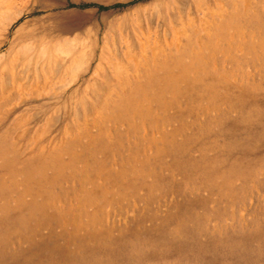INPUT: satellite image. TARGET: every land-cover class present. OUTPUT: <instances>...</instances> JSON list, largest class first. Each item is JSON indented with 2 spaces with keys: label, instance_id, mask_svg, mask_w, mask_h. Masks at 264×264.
<instances>
[{
  "label": "rangeland",
  "instance_id": "rangeland-1",
  "mask_svg": "<svg viewBox=\"0 0 264 264\" xmlns=\"http://www.w3.org/2000/svg\"><path fill=\"white\" fill-rule=\"evenodd\" d=\"M263 59L264 0H0V264H264Z\"/></svg>",
  "mask_w": 264,
  "mask_h": 264
},
{
  "label": "bare ground",
  "instance_id": "bare-ground-1",
  "mask_svg": "<svg viewBox=\"0 0 264 264\" xmlns=\"http://www.w3.org/2000/svg\"><path fill=\"white\" fill-rule=\"evenodd\" d=\"M4 5V4H3ZM5 12V11H4ZM12 23V21L10 22V24ZM8 24V23H7ZM225 25V24H224ZM225 27V26H224ZM192 31V30H191ZM199 31V30H198ZM201 31V30H200ZM220 33V32H219ZM208 34V33H207ZM222 34V33H221ZM190 39H192L191 37H190ZM191 42V41H190ZM199 43V42H198ZM193 44V43H192ZM195 44V43H194ZM187 46H189V45H187ZM194 46V45H193ZM127 47V46H126ZM144 47V46H143ZM201 47V46H200ZM185 48V47H184ZM187 48V47H186ZM124 49V48H123ZM254 51V50H253ZM129 52V51H128ZM202 52H203V49H202ZM132 53V52H131ZM184 56H185V54H184ZM191 56V55H190ZM201 56H203V55H201ZM209 56V55H208ZM146 57V56H145ZM154 57V56H153ZM192 57V56H191ZM196 57V56H195ZM187 58H188V56H187ZM134 59H136V58H134ZM133 59V60H134ZM184 59V58H183ZM199 59V58H198ZM201 59V58H200ZM202 59H203V57H202ZM196 60V59H195ZM205 60V59H204ZM264 60V59H263ZM155 61V60H154ZM183 61V60H182ZM201 61V60H200ZM170 62V61H169ZM206 62V61H205ZM246 62H247V60H246ZM137 63H138V60H137ZM175 63V62H174ZM181 63V62H180ZM179 63V64H180ZM191 63V62H190ZM201 63L203 64V62L201 61ZM153 64V63H152ZM196 64H197V62H196ZM162 65V64H161ZM169 65V64H168ZM182 65V64H181ZM191 65V64H190ZM170 66V65H169ZM169 66H168V68H169ZM175 66V65H174ZM209 66V65H208ZM127 67V66H126ZM138 67V66H137ZM167 67V66H166ZM242 67V66H241ZM163 68V67H162ZM205 68H207V67H205ZM115 69V68H114ZM158 69V68H157ZM160 69V68H159ZM166 69V68H165ZM165 69H163V70H165ZM189 69V68H188ZM126 70V69H125ZM175 70H176V68H175ZM127 71V70H126ZM202 71V70H201ZM159 72H160V70H159ZM163 72V71H162ZM179 72V71H178ZM196 72V71H195ZM207 72H209V71H207ZM175 73H177V72H175ZM202 73H203V71H202ZM231 73V72H230ZM154 74V73H153ZM156 74H157V72H156ZM172 74V73H171ZM220 74V73H219ZM120 75H122V74H120ZM161 75V74H160ZM197 75V74H196ZM134 76V75H133ZM178 76H181V75H178ZM177 76V77H178ZM191 76V75H190ZM205 76V75H204ZM151 77V76H150ZM175 77V76H174ZM229 77V76H228ZM187 78V77H186ZM198 78V77H197ZM109 79V78H108ZM135 79V78H134ZM142 79V78H141ZM153 79V78H152ZM166 79V78H165ZM178 79V78H177ZM183 79V78H182ZM219 79V78H218ZM229 79H231V78H229ZM167 81V80H166ZM170 81H171V79H170ZM226 81V80H225ZM236 81V80H235ZM174 82V81H173ZM172 82V83H173ZM143 83V82H142ZM163 84V83H162ZM228 84V83H227ZM233 85V84H232ZM159 86V85H158ZM172 87V86H171ZM236 87V86H235ZM206 89V88H205ZM244 89V88H243ZM136 90V89H135ZM240 90V89H239ZM137 91V90H136ZM153 91V90H152ZM177 91V90H176ZM249 91V90H248ZM180 92V91H179ZM243 92V91H242ZM228 93V92H227ZM219 94V93H218ZM222 94V93H221ZM231 94V93H230ZM229 94V95H230ZM118 95V94H117ZM147 95V94H146ZM220 95V94H219ZM111 96V95H110ZM143 96V95H142ZM145 96V95H144ZM156 96H157V94H156ZM218 96V95H217ZM227 96V95H226ZM246 96V95H245ZM248 96V95H247ZM146 97V99H147V96H145ZM215 97V96H214ZM249 97V96H248ZM143 98V97H142ZM152 98V97H151ZM172 98V97H171ZM177 98V97H176ZM217 99L219 98V97H216ZM221 98V97H220ZM212 99V98H211ZM225 99H226V97H225ZM126 101H127V99H126ZM148 102V101H147ZM165 102V101H164ZM169 102V101H168ZM172 102V101H171ZM176 102V101H175ZM152 103V102H151ZM170 103V102H169ZM213 103V102H212ZM119 104H120V102H119ZM167 104V103H166ZM121 105V104H120ZM168 105V104H167ZM175 105H177L178 106V103L177 104H175ZM141 106V105H140ZM148 106V105H147ZM201 106V105H200ZM206 106V105H205ZM222 106V105H221ZM149 107V106H148ZM161 107V106H160ZM166 107H168V106H166L165 105V108ZM217 107V106H216ZM117 108V107H116ZM119 108V107H118ZM136 108V107H135ZM201 108V107H200ZM212 108V107H211ZM257 108V107H256ZM259 109V108H258ZM140 110V109H139ZM138 110V111H139ZM173 110V109H172ZM184 110V109H183ZM203 110V109H202ZM240 110V109H239ZM114 111V110H113ZM134 111V110H133ZM219 111V110H218ZM117 112V111H116ZM143 112V111H142ZM172 112V111H171ZM176 112V111H175ZM202 112V111H201ZM251 112V111H250ZM119 113V112H118ZM207 113V112H206ZM259 113V112H258ZM104 114V113H103ZM113 114V113H112ZM133 114V113H132ZM111 115V114H110ZM109 115V116H110ZM126 115V114H125ZM147 115V114H146ZM228 115V114H227ZM250 115V114H249ZM105 116V115H104ZM140 116V115H139ZM154 116V115H153ZM141 117H143V116H141ZM150 117V116H149ZM149 117H148V119H149ZM176 117V116H175ZM111 118V117H110ZM114 118H116L115 117V115H114ZM230 118V117H229ZM257 118V117H256ZM121 119V118H120ZM152 119V118H151ZM166 119V118H165ZM171 119V118H170ZM105 120V119H104ZM110 120V119H109ZM135 120V119H134ZM159 120V119H158ZM161 120V119H160ZM169 120V119H168ZM220 120V119H219ZM225 120V119H224ZM228 120V119H227ZM230 120V119H229ZM216 121V120H215ZM95 122V121H94ZM113 122V121H112ZM116 122V121H115ZM118 122V121H117ZM116 122V123H117ZM123 122V121H122ZM136 122V121H135ZM144 122V121H143ZM163 122V121H162ZM221 122V121H220ZM96 123V122H95ZM94 123V124H95ZM100 123V122H99ZM110 123V122H109ZM167 123V122H166ZM222 123V122H221ZM102 124V123H101ZM118 124V123H117ZM126 124H128V123H126ZM137 124V123H136ZM162 124V123H161ZM218 124V123H217ZM121 125V124H120ZM125 125V124H124ZM148 125V124H147ZM157 125V124H156ZM155 125V126H156ZM221 125V124H220ZM219 125V126H220ZM94 126V125H93ZM103 126V125H102ZM116 126V125H115ZM122 126V125H121ZM146 126V125H145ZM186 126V125H185ZM135 127V126H134ZM142 127V126H141ZM160 127V126H159ZM162 127V126H161ZM99 128V127H98ZM97 128V129H98ZM105 128V127H104ZM119 128V127H118ZM149 128V127H148ZM147 128V129H148ZM100 129V128H99ZM133 130H134V128H133ZM171 130V129H170ZM183 130V129H182ZM109 131V130H108ZM112 132V131H111ZM123 132V131H122ZM127 132V131H126ZM85 133V132H84ZM134 133V132H133ZM156 133V132H155ZM158 133V132H157ZM167 133H169L170 134V132L168 131ZM183 133V132H182ZM136 134V133H135ZM144 134V133H143ZM148 134V133H147ZM264 134V133H263ZM84 135V134H83ZM113 135H115V134H113ZM154 135V134H153ZM168 135V134H167ZM176 135V134H175ZM106 136V135H105ZM161 136V135H160ZM170 136V135H169ZM112 137V136H111ZM115 137H116V135H115ZM139 137V136H138ZM152 137V136H151ZM162 137H164V136H162ZM78 138V137H77ZM79 138H81V137H79ZM78 138V139H79ZM121 138H123V137H121ZM146 138V137H145ZM264 138V137H263ZM89 139V138H88ZM173 139V138H172ZM146 140V139H145ZM147 140H148V138H147ZM151 140H152V138H151ZM166 140V139H165ZM164 140V141H165ZM178 140V139H177ZM116 141V140H115ZM114 141V142H115ZM137 141V140H136ZM144 141V140H143ZM157 141V140H156ZM162 141V140H161ZM1 142V141H0ZM71 142V141H70ZM145 142V141H144ZM166 142V141H165ZM170 142H171V140H170ZM180 143V142H179ZM112 144V143H111ZM158 144V143H157ZM69 145V144H68ZM122 145V144H121ZM173 145V144H172ZM3 147V146H2ZM57 147V146H56ZM156 147H157V145H156ZM11 148V147H10ZM16 148V147H15ZM124 148V147H123ZM122 148V149H123ZM171 148V147H170ZM173 148V147H172ZM171 148V149H172ZM9 149V148H8ZM7 149V150H8ZM137 149H138V147H137ZM151 149H152V147H151ZM163 149V148H162ZM110 150V149H109ZM115 150V149H114ZM11 151V150H10ZM125 151V150H124ZM164 151V150H163ZM163 151H162V153H163ZM167 151V150H166ZM189 151V150H188ZM60 152V151H59ZM136 152H138V151H136ZM187 152V151H186ZM16 153V152H15ZM54 153H56V152H54ZM89 153V152H88ZM115 153V152H114ZM133 153V152H132ZM188 153V152H187ZM17 154V153H16ZM58 154H60V153H58ZM77 154V153H76ZM18 155H20V154H18ZM45 155V154H44ZM51 155V154H50ZM75 155V154H74ZM73 155V156H74ZM91 155V154H90ZM22 156V155H21ZM52 156V155H51ZM61 156V155H60ZM113 156V155H112ZM136 156V155H135ZM13 157H16V156H13ZM36 157V156H35ZM50 157V156H49ZM54 157V156H53ZM62 157V156H61ZM180 157V156H179ZM48 158V157H47ZM92 158H93V155H92ZM99 158V157H98ZM41 159V158H40ZM46 159V158H45ZM54 159V158H53ZM74 159V158H73ZM114 159V158H113ZM131 159H132V157H131ZM150 159V158H149ZM5 160V159H4ZM7 160V159H6ZM20 160V159H19ZM32 160V159H31ZM50 160V159H49ZM134 160V159H133ZM25 161H28V160H25ZM136 161H137V159H136ZM13 162V161H12ZM24 162V161H23ZM42 162V161H41ZM47 162V161H46ZM53 162V161H52ZM96 162H98V161H96ZM181 162V161H180ZM49 163V162H48ZM48 163H45V164H48ZM109 163V162H108ZM126 163V162H125ZM131 163V162H130ZM135 163H137V162H135ZM14 164H16V163H14ZM129 164V163H128ZM10 165V164H9ZM22 165V164H21ZM200 165V164H199ZM221 165V164H220ZM219 165V166H220ZM28 166H30V165H28ZM46 166V165H45ZM67 166V165H66ZM141 166V165H140ZM166 167V166H165ZM198 167H200V166H198ZM218 167V166H217ZM221 167V166H220ZM1 168V167H0ZM43 168V167H42ZM44 168H46V167H44ZM68 168H70V167H68ZM192 168V167H191ZM161 169H162V167H161ZM184 169H185V167H184ZM1 170V169H0ZM38 170V169H37ZM87 170V169H86ZM187 170V169H186ZM27 171V170H26ZM116 171V170H115ZM177 171V170H176ZM28 172V171H27ZM43 172H46V171H43ZM63 172V171H62ZM14 173V172H13ZM24 173V172H23ZM63 173H65V172H63ZM109 173V172H108ZM120 173V172H119ZM187 173V172H186ZM74 174V173H73ZM98 174V173H97ZM117 174V173H116ZM20 175V174H19ZM44 175V174H43ZM45 175H46V173H45ZM126 175V174H125ZM128 175V174H127ZM141 175V174H140ZM143 175V174H142ZM187 175V174H186ZM237 175V174H236ZM7 176V175H6ZM12 176V175H11ZM10 176V177H11ZM72 176V175H71ZM97 176V175H96ZM144 176V175H143ZM188 176V175H187ZM231 176V175H230ZM10 177H8V178H10ZM28 177H29V175H28ZM42 177V176H41ZM75 177V176H74ZM123 177V176H122ZM140 177V176H139ZM240 177V176H239ZM4 178V177H3ZM6 178V177H5ZM12 178V177H11ZM13 178H14V176H13ZM16 178V177H15ZM14 178V179H15ZM43 179H44V177H42ZM59 178V177H58ZM45 179H46V177H45ZM55 179V178H54ZM112 179V178H111ZM141 179V178H140ZM13 180V179H12ZM142 180V179H141ZM194 180V179H193ZM232 181V180H231ZM1 182V181H0ZM6 182V181H5ZM17 182V181H16ZM230 182V181H229ZM135 183V182H134ZM14 185L16 184V183H13ZM3 185V184H2ZM39 185V184H38ZM47 186V185H46ZM109 186V185H108ZM121 186V185H120ZM55 187V186H54ZM145 187V186H144ZM3 188V187H2ZM15 188H18L17 187V185H16V187ZM27 190V189H26ZM40 190V189H39ZM106 190V189H105ZM121 190V189H120ZM142 190V189H141ZM52 191V190H51ZM51 191H49V194H51ZM45 192H46V190H45ZM48 192V191H47ZM53 192V191H52ZM5 193V192H4ZM27 194V193H26ZM29 194V193H28ZM46 194V193H45ZM48 194V195H49ZM112 194V193H111ZM124 194V193H123ZM25 195V194H24ZM30 196V195H29ZM32 196V195H31ZM125 196V195H124ZM32 198V197H31ZM21 200H22V198H21ZM52 200V199H51ZM55 200V199H54ZM12 201V200H11ZM18 203H19V201H18ZM8 204V203H7ZM43 204V203H42ZM26 205V204H25ZM46 205H47V203H46ZM4 206V205H3ZM13 206V205H12ZM42 206V205H41ZM34 207V206H33ZM48 207V206H47ZM35 209V208H34ZM5 210H7L6 208H5ZM4 210V211H5ZM31 210H32V208H31ZM13 212V211H12ZM11 213V212H10ZM32 213V212H31ZM1 216V215H0ZM22 216V215H21ZM30 216V215H29ZM23 220V219H22ZM25 221V220H24ZM10 222V221H9ZM17 230V229H16ZM11 231V230H10ZM13 231V230H12ZM18 232H20V231H18ZM22 235H23V233H22ZM32 237V236H31ZM183 237V236H182ZM13 238V237H12ZM7 248H9V247H7ZM55 248V247H54ZM180 263V262H179ZM139 264V263H138ZM145 264V263H144Z\"/></svg>",
  "mask_w": 264,
  "mask_h": 264
}]
</instances>
